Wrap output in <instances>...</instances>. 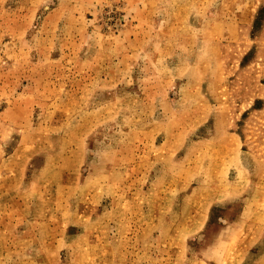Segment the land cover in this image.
I'll return each mask as SVG.
<instances>
[{
  "label": "rangeland",
  "instance_id": "obj_1",
  "mask_svg": "<svg viewBox=\"0 0 264 264\" xmlns=\"http://www.w3.org/2000/svg\"><path fill=\"white\" fill-rule=\"evenodd\" d=\"M0 264H264V0H0Z\"/></svg>",
  "mask_w": 264,
  "mask_h": 264
}]
</instances>
